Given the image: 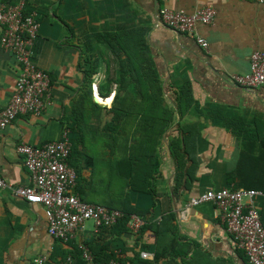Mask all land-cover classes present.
<instances>
[{
  "label": "crops",
  "instance_id": "1",
  "mask_svg": "<svg viewBox=\"0 0 264 264\" xmlns=\"http://www.w3.org/2000/svg\"><path fill=\"white\" fill-rule=\"evenodd\" d=\"M0 5L13 4L0 0ZM168 6L187 14L207 7L216 11L211 24L199 23L196 28L197 35L209 43L207 51L194 37L161 24L159 0L27 1V13L39 15L36 63L50 75L49 105L42 115L18 117L0 130V177L11 185H30L17 147L60 140L65 129L74 140L77 129L84 139V156L74 161L80 167L77 186L81 189L76 192L91 204L99 205L90 200L105 194L111 204L116 202L111 176L125 182L116 165L126 150L111 137L130 136L132 123L126 126L125 114L113 107L117 94L122 98L119 101L132 102L130 87L126 93L122 83H116L120 66L132 68V60L119 63L114 55L123 47L132 55V41L142 39L144 80L159 86L157 96L170 120L153 159L158 166L149 180L154 196L132 191L129 197L132 206L147 212L151 222L159 224L164 217L169 222L163 221L159 245L158 237L147 231L141 238L131 232L123 234L111 247L130 260L128 264L152 262L158 246L159 251L166 249L168 257L160 264L171 260L176 264H250L246 255L237 252L215 206L189 207V202L209 190L247 189L230 180L237 171L241 180L264 188V88L246 91L233 82L234 75L250 71L255 51L264 52V5L247 0H169ZM105 39H114L113 46ZM89 71L93 98L86 88ZM19 76L13 54L0 45V109L9 104ZM120 80L131 86L132 74ZM112 81V93L102 98L100 90L106 91ZM188 124H195L197 131L191 147L196 158L194 179L181 177L172 154V140ZM186 165L189 168L192 163ZM100 235L95 229L79 231L73 243L77 247L95 244ZM144 252L149 258L140 255ZM72 253L76 252L67 243L49 236L41 205L0 190V264H35L40 256H47V264H69Z\"/></svg>",
  "mask_w": 264,
  "mask_h": 264
},
{
  "label": "built area",
  "instance_id": "2",
  "mask_svg": "<svg viewBox=\"0 0 264 264\" xmlns=\"http://www.w3.org/2000/svg\"><path fill=\"white\" fill-rule=\"evenodd\" d=\"M28 0H16L14 5H0V45L13 54L20 66V76L9 104L0 109V130H4L24 115L40 116L49 105L50 75L36 63L35 41L40 30L38 13H27ZM169 0H159L162 7L159 19L162 25L179 33L194 37L197 44L208 50L209 43L196 33L199 23L211 24L216 16L212 8H203L193 14L168 6ZM264 5V0H247ZM233 82L246 91L264 88V52L255 51L250 56V71L234 75ZM30 175V185L15 186L0 177V190L28 203L41 205L46 213L48 234L51 238L68 243L79 231H86V223L93 222L95 232L103 227H113L123 213L103 205L85 202L76 192L78 175L69 163L72 152L70 131L65 129L62 138L42 146L21 144L17 147ZM264 193L242 188L209 190L190 199L189 207L207 203L215 206L217 217L225 224L236 248L245 253L250 264H264V226L259 213V200ZM145 222L133 215L128 228L136 234ZM85 264H96L94 256L85 244L79 245ZM144 259L149 253L141 254ZM47 256L34 260L35 264H47ZM68 263H72L70 257ZM111 264H118L112 261Z\"/></svg>",
  "mask_w": 264,
  "mask_h": 264
},
{
  "label": "trees",
  "instance_id": "3",
  "mask_svg": "<svg viewBox=\"0 0 264 264\" xmlns=\"http://www.w3.org/2000/svg\"><path fill=\"white\" fill-rule=\"evenodd\" d=\"M29 1L30 0H28V2ZM9 3L14 5L16 0H9ZM94 40L99 41L101 39L96 38ZM105 41H107V44L110 43V46H113L114 39H105ZM116 42L122 45L120 39H117ZM92 43L93 41L91 44ZM142 43V39L140 42L138 40L136 42L132 41V55L127 52L125 47L119 48V51L117 49L115 50L114 56L118 62H127L132 60V68L125 69L124 65L120 66V76L116 81V83H122L120 87H122L121 89H126V93H128V88L130 87V90L132 91V102H127V98L123 99L124 101H119L122 100V98L119 94H117L113 107L125 114L127 122L126 126L129 125V123H132L131 135H121L118 133L111 137V139L118 143L120 147H123L122 150H126V153L123 154L117 161L116 169L119 170L120 178L125 181L124 189H127L128 193H123V195L117 198L115 200L116 202L111 204V206H105L110 209L121 211L123 213V217L115 226L103 227L100 231L102 235L98 237L97 243L86 245L91 250L96 264H111L112 261H115L118 264H128L130 260L123 259V257H121V252H119L120 255L116 254L111 245L113 241L119 238V236L130 232L128 223L133 215L138 216L145 222V225L135 234L137 238H141V236H143L147 231H151L156 235V237H158V245L160 244L159 241L162 234L161 229L163 221L166 223L169 222V218L165 217L159 224H157L158 222H151L150 219H147V212L141 211L132 206V201L129 197V193H132V191L154 196V187L151 183H149V180L157 173L158 166L153 159H155L159 143L162 141V132L164 129L168 128L167 125L170 120L166 117L168 112L165 110L166 108L164 104L161 102L160 97L157 96L158 93H160L159 86H156L155 84L149 85L144 80L146 72L145 69L142 68L144 63ZM138 46L139 50H137L138 52H135L134 50ZM128 73L132 74L131 86L125 85V83L120 80ZM87 76V93L90 98H93L92 73L89 71ZM114 82L115 81L109 82L110 86L106 89V91L100 90V96L102 98L110 96ZM96 106L102 109L98 105ZM195 127V124H188L182 128L180 136L178 137L176 135V138L172 140V154L174 155V160L181 177L193 178L191 173L195 168L196 158L193 157L191 147L195 144V138L197 137ZM74 132L77 133L78 136L74 138V140L70 138L72 143V152L69 158V163L76 169L79 178L80 167L77 164L75 165L74 161L76 162L78 157L84 156V151L81 149L84 145V139L82 138L80 131L76 129ZM188 162L192 163V166L189 168H187L186 165ZM230 180L235 181L239 187L247 189L255 188L264 193V188H262L261 185L248 184L241 180L239 178V171L235 172L233 177H230ZM80 189L81 188L78 185L76 187V191L78 192ZM261 199L262 203L259 206V213L264 226V198H260V200ZM170 230L174 231L173 228ZM67 244L76 252L75 255L74 253L71 254L74 264H85L82 258V253L79 248L74 245L73 240ZM144 248L147 249L146 246ZM159 248L160 246L157 247L154 260L147 264H160L162 260L168 258L164 255L166 253V249L159 251ZM237 252L245 255V253L241 250H237ZM168 255L169 258H172L170 252ZM168 264L176 263L171 260Z\"/></svg>",
  "mask_w": 264,
  "mask_h": 264
},
{
  "label": "rangeland",
  "instance_id": "4",
  "mask_svg": "<svg viewBox=\"0 0 264 264\" xmlns=\"http://www.w3.org/2000/svg\"><path fill=\"white\" fill-rule=\"evenodd\" d=\"M97 162H98V165H99L100 164V160H97ZM105 176H106V179H105L104 182H107L108 177H107V175H105ZM111 179H112V181H111L112 182L111 187L114 190V191H111V192H114L115 195H116V197L119 198L120 196L123 195L122 192H124V190H125L124 189V183L122 181H120V180H115L114 179V175L111 176ZM91 200H90V202H94V203H97L99 205L111 206L110 199H109V195H107V194H105L104 196L99 197L98 199H91ZM94 229H95V227H94V223L93 222L90 221V222H87L86 223V230L88 232H92V231H94Z\"/></svg>",
  "mask_w": 264,
  "mask_h": 264
},
{
  "label": "water",
  "instance_id": "5",
  "mask_svg": "<svg viewBox=\"0 0 264 264\" xmlns=\"http://www.w3.org/2000/svg\"><path fill=\"white\" fill-rule=\"evenodd\" d=\"M95 100H96V102H98V101H97V98H96Z\"/></svg>",
  "mask_w": 264,
  "mask_h": 264
}]
</instances>
